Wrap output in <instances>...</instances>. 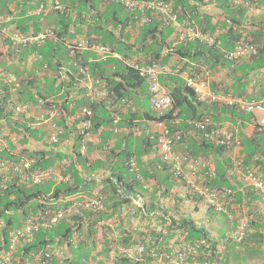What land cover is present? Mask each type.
<instances>
[{
  "label": "trees",
  "instance_id": "trees-1",
  "mask_svg": "<svg viewBox=\"0 0 264 264\" xmlns=\"http://www.w3.org/2000/svg\"><path fill=\"white\" fill-rule=\"evenodd\" d=\"M165 1H172L175 9H178L179 15L187 16L186 18L198 23L206 31H213L212 17L201 12L199 8L202 5H199V3H205V0ZM252 1L256 3L255 0ZM257 1L259 2V0ZM260 1L264 5V0ZM227 2L226 0L225 5L229 7L226 4ZM65 3L67 5L70 3L73 13L69 9L56 11V29L53 30L54 34L47 38L50 41L48 47L52 46L50 51L55 52L61 48L64 50L62 55L57 59L58 57L54 58L53 53L49 51L43 54L45 58L42 62L43 66L47 65L44 67L47 70L42 67V72H44L42 75L29 74L23 81H20L21 88L19 90L20 98L25 102H31L33 105L37 103L38 99L42 98L45 100V106L48 109H58L60 115L55 122L63 131L58 134L59 140L57 143L47 141L42 148H29L30 138L42 132V137L47 139L48 131L45 129L40 131V129L31 127L29 124L34 122L33 118H29V121L20 117L14 118L13 112L0 103V118H4L10 132L17 134L24 131V136L20 139L19 144H15L7 135L4 137L7 146L3 144L0 151V160L19 161L21 157L27 156L33 159L31 169L36 170L47 168L64 158H69L68 160L72 161L69 167L72 179L66 183L57 184L54 180H51L39 185H29L16 179L8 183L7 188H0V249L7 247L10 231L21 227L24 224L22 219L30 212L48 208H69L70 202H60L59 200L83 191V180L87 178L85 176L83 179V173L90 175L91 172L102 167L100 161H94L91 158V151H101L106 154L116 152L115 157L120 158L116 170L101 178L103 186L100 190L105 195V211L96 215L91 214L90 211L81 210L80 213H77L72 210L58 225L51 229L40 230L34 241L20 246L16 253V259L12 264H25V259L33 260L37 252L46 247L48 243L55 244L57 242L70 246V256L65 260L53 257L45 264H84L85 262H92L95 247L91 236L96 231L93 224L98 223L100 219L107 215L116 212L121 213L124 209H129L131 205L139 214L141 226L144 227L142 231L133 235L124 229L122 231L123 243H129L131 240L133 243L142 242L147 245L149 250L169 249L170 246L186 249L195 248L197 252L194 257H191V260H194L196 264H233L230 260L231 254L228 243L246 246L252 252L264 255V213L263 210H258L255 206L259 202H264V193L257 192L252 187H241L234 183L237 180L234 181L230 174L231 167H234L232 158L234 147H226L204 137L202 132L196 129L192 123L193 120L207 118L211 122V127L222 128L225 115L235 117L238 120H247V116H255L256 124L251 134L240 135L241 149L239 150V157L245 166L255 164L261 178L264 179V126L259 123L257 115L244 113L238 107L224 104V102H201L185 81L184 84L171 91L174 99L172 109L167 114L159 117L150 116L152 120L167 121L169 127L174 131L180 130L183 132V141L177 143V146L187 141L186 138L189 136L187 130H191L198 135L196 143L191 146L188 145L186 151L195 157L202 156L214 162L215 175L211 177L206 175L207 184L213 188L227 186L234 190V200L229 204L231 212L236 213L243 206L248 208V213H246L247 229L240 243L235 242L231 236L218 235L203 223L206 218L211 220L215 217L216 212L212 209H207L205 212L206 218L203 221L197 218V211L194 212L193 208L197 206L199 201L204 200V197L195 190L197 185L194 188L191 187L189 178H185L184 175L176 177L170 166L162 159L160 160L161 169L156 168L155 171L152 170L153 172H151V169L141 167L140 171L137 170L131 164L133 160L136 161L137 158L141 157V153H136L132 146L125 147L124 142H120L117 148L112 147L109 142L110 136L112 137L116 133H107L113 123L111 113L114 109L116 110V105L120 103L119 107H121L124 101L132 99L133 92L137 93L145 81L143 77L138 75L137 70L127 65L126 59L131 58L132 55L144 54L150 57V62L165 63L172 55L176 54L187 57L189 61L195 60L202 65L201 68L199 67L195 71L198 73L206 72V70L210 71L212 68H217V66L233 67L232 69L238 72L239 67L243 65L242 69L246 68L248 70L242 72L241 77H234L239 83L242 80L246 81L250 76L255 78L257 73L260 79H264L263 76L261 77L264 73V26H261L263 21L262 23L253 21L252 31L248 30L247 26L245 29L240 27L228 29L224 40L227 42V46L231 45L230 48L239 39H244L257 46V53L253 57L234 62L224 57L227 50L224 51L222 39L219 46H208L199 41H191L173 47L168 41L170 31L162 28L163 25L160 21L154 20L150 23L139 24L137 23L138 19H135L136 13H131L118 2L112 0H59L56 4L63 5ZM139 17L141 15H138ZM183 17H180V20ZM253 19H256V17ZM130 23H133L138 30V35L134 38L136 40L133 39V41H130V36L125 31L126 26ZM237 23L240 26L242 25L240 21ZM79 26H83V34L89 36L94 34V40L92 41L111 46L113 51L119 54L122 53L121 56L124 58H112L108 61L99 60L92 56V51L88 48L81 54L82 58H79V54H76L77 60L66 57L68 47L65 38L72 31L70 29L74 27L80 29ZM126 36L129 39H126ZM233 39L234 43L231 42ZM124 43L126 44L125 50H123ZM72 46H77V43L76 45L72 44ZM129 47L135 49L131 54L127 52ZM62 62L67 63L72 68L73 74L68 71L69 80L66 79V81L58 84L57 77L61 76ZM81 67L91 75L94 83L99 81L107 88L108 95L106 97L97 98L98 95L95 91L90 92L89 89L83 91L80 88L78 91H74L73 79L83 83L86 78L80 72ZM49 70L54 73L55 79L52 82L46 73ZM50 87L53 91L50 90ZM64 87L66 91L63 93ZM211 87L214 89L215 85L213 84ZM233 94L236 93L233 92ZM243 94L244 92L241 91L236 95ZM189 97L197 100L198 107L192 104ZM189 104L190 108L198 110L197 114L194 112L192 115L195 118L191 121L186 119L182 126L180 123L174 124L171 120L174 111ZM199 107L202 111L198 109ZM180 114L181 112L179 116ZM87 120L91 122L88 129L84 126V122ZM0 134H2L1 128ZM83 135L98 139L97 142L87 141L88 151L86 153L81 152ZM126 136L128 135L126 134ZM153 138L156 147H158L159 133H156ZM67 141L72 143V154H65L61 151L62 143L64 144ZM0 143H2L1 139ZM152 144L148 148L147 141H144L141 149L147 152L151 149ZM256 156H259L257 160H255ZM87 164L88 167L84 168L83 171V166ZM184 174L187 176L188 172L184 171ZM203 174H206V170L203 171ZM149 179L154 181L150 188L145 186ZM195 184H199V181ZM140 187L144 188L146 193L142 192ZM147 193H151L150 200ZM133 198L141 199L142 206L134 204ZM144 221L145 225L143 224ZM127 224L132 225L131 219H128ZM237 225V223H234L233 228L237 229L239 227ZM84 230L87 231L88 237H83ZM75 235L79 237L77 241H74ZM104 246L106 252L111 250L109 242H105ZM152 260L151 255H144L142 259L119 257L116 261L123 264H147ZM101 263L103 264V262ZM256 264H264V261Z\"/></svg>",
  "mask_w": 264,
  "mask_h": 264
},
{
  "label": "built area",
  "instance_id": "built-area-1",
  "mask_svg": "<svg viewBox=\"0 0 264 264\" xmlns=\"http://www.w3.org/2000/svg\"><path fill=\"white\" fill-rule=\"evenodd\" d=\"M120 3L125 9L131 13H136L135 19L137 23H150L154 20L161 22L163 26L173 28V35L171 36V46L180 43L199 41L208 46H219L221 39L215 32L204 30L201 25L188 18L180 20L179 14L174 7L172 1L165 0H112ZM231 5L249 7L252 2L250 0H227ZM59 8V6H57ZM138 15L141 17L138 18ZM0 14V20H1ZM54 31L40 32L38 34L25 35L20 32H14L11 36L12 40L18 44L27 45L28 43L42 42L48 36L53 35ZM75 44V43H73ZM76 45V44H75ZM77 46L83 48H90L97 52L102 59H106L112 54L111 46L94 42L91 39H83L82 43H77ZM74 47V46H73ZM257 53V46L247 42L244 39H239L235 42L232 49L225 51V58L230 61H241L250 59ZM129 63V62H128ZM144 77L150 86L151 97L150 102L152 109L159 115H164L169 111L174 104L172 95L160 86L158 77L161 73H165L168 67L165 63L152 61L148 64H134L129 63ZM46 67V66H45ZM80 72L83 73V68ZM178 72V71H177ZM180 72V71H179ZM185 74V81L187 86L194 92L197 99L204 103L224 102V104L238 107L244 113L258 114L259 123L264 126V99L250 100L244 95L224 94L220 95L211 87L209 71L198 73L192 70H182ZM14 80L13 76H10ZM9 91H0V100L5 104L4 106L13 112L15 118L23 115L26 118L33 116V108L31 102H25L19 97L20 83L13 81ZM97 98L106 97L108 91L103 88ZM42 102V101H40ZM58 109H47L39 120L34 125L36 128L40 126L48 127L49 138L52 142H58V134L62 132V128L58 126L55 120L59 117ZM196 129L202 132L204 137L214 140V142L224 145L226 147H234L232 151V158L234 160V168L237 173L244 176L252 188L264 193V179L261 178L255 164L245 166L242 159L239 157V150L241 149V138L233 134L230 130L224 127H211L209 119L195 120L192 122ZM157 127L160 129L158 139V149L161 153V159L166 162L176 176H183L189 178L191 187H196V191L201 193L204 201L209 208L216 211H226L228 206L234 200V190L231 187H210L207 184V176L215 175V164L211 160L199 156L195 157L188 151H179L176 149L177 143L182 142L184 134L180 130H173L166 124L165 120H158ZM86 128L91 126L90 120H87ZM83 134V132H82ZM87 143L84 139L81 145V152L86 153ZM259 156L255 157L257 160ZM72 161L67 158L62 159L58 164L47 168L32 170L33 159L27 156L21 157L19 161H9L6 159L0 160V188H7L8 183L18 179L29 185H39L47 181L54 180L55 183H66L71 181L72 174L69 171ZM132 167H136V161L133 160ZM206 170V174L203 171ZM188 172V175L184 174ZM190 173V176H189ZM95 176V174H93ZM199 181V184H195ZM195 184V185H194ZM60 202H70V207L63 208H48L41 209L37 212H31L26 217L24 224L16 229L10 231L9 240L6 248L0 249V264H12L16 259V253L19 247L34 241L36 234L41 229H51L62 222L70 213L71 209H75L77 213L80 210L90 211L91 214H99L105 211V195L100 191L89 193H75L65 198H61ZM133 203L142 206L141 199H133ZM126 221L131 219L132 225L126 223L125 230L136 234L143 230L141 226V219L136 209L133 207L127 208L124 213ZM122 217L119 212L107 215L93 227L96 231L91 236L92 242H95V253L92 262H85L84 264H123L116 260L119 257H127L130 259H142L144 255L150 254L153 257L151 262L147 264H196V262L189 261L187 252H174L170 250H149L147 245L142 242L129 243L122 242ZM145 225V223L143 222ZM246 223H242L239 230L234 234V238L241 242L246 232ZM87 229V228H86ZM87 231H83L85 237ZM101 235L102 239L99 237ZM80 236V234H79ZM74 241L79 237L75 235ZM109 242L111 250L105 252L104 243ZM67 244L48 243L46 247L40 249L34 256L33 260L25 259V264H45L53 257L64 260L68 257ZM128 264V263H124Z\"/></svg>",
  "mask_w": 264,
  "mask_h": 264
},
{
  "label": "crops",
  "instance_id": "crops-1",
  "mask_svg": "<svg viewBox=\"0 0 264 264\" xmlns=\"http://www.w3.org/2000/svg\"><path fill=\"white\" fill-rule=\"evenodd\" d=\"M59 0H0V13L4 16L3 20L0 22V89L7 88V77L9 74L14 75L18 78L19 81H23L29 74L37 73L39 75H42V67L44 69L46 64L43 66V62L45 54L47 51L50 53H53L54 58L58 57L59 59L60 55L63 53V49H58L55 52L50 51L51 47L49 46L50 41L47 40V38L42 42L37 43H31L29 45H13L10 40V35L14 32H19L30 35V34H36L40 32H46L47 30H55L56 29V23H57V12L56 11H64L66 9L71 10L72 6L70 3L68 5L65 3L63 5L59 4L60 8H57L58 4H56ZM254 1L251 0L252 4L250 7H238L228 4L229 7H226L225 2L226 0H205V3H199V8L201 12L206 13L208 16L212 17V26L213 31L215 32L220 39H222V46L225 50H230L232 48L231 45L227 46V42L224 40V37L227 35L228 29L240 27L241 29H245L246 26L248 27V30L252 31V27L254 22H261L263 21V24L261 26H264V5L259 0ZM178 12V9H176ZM73 13V11L71 10ZM179 14V12H178ZM179 17H183L182 15H179ZM187 16L183 17L185 19ZM256 17V19H253ZM181 19V18H180ZM182 19V20H183ZM158 21V20H157ZM242 22V25L240 26L237 22ZM254 21V22H253ZM259 27V26H258ZM78 28H72L70 29V33L68 37L65 38L66 44L68 49L66 50L67 53L65 54L66 57H70L73 60L78 59L76 54H79L82 58L81 54H83V51L87 48H83V46H72L73 43H82L83 39H91L94 40L92 34L91 36L83 34V26H79ZM162 28L168 29L170 31V36L168 38L171 39V36L173 35V28L169 26H162ZM78 29V30H77ZM126 34L130 36V38L134 39L138 35V30L136 29V26H134L133 23H130L125 28ZM248 33V32H246ZM245 33V34H246ZM136 40V39H134ZM234 43V39L231 41ZM71 44V46H70ZM36 45V46H35ZM91 50L90 48H88ZM135 50V49H134ZM92 51V56H95L96 59L99 60H110L112 58L116 59H123L124 57L121 56L118 52H113L111 55H109L105 60L101 58L97 54V52ZM74 57V58H73ZM130 61H137L141 65L148 64L151 59L150 57H147L144 54H140L139 56L132 55L131 58H128ZM127 60V59H126ZM106 61V62H107ZM62 69L60 70L61 76L57 77V83L60 84L63 81L69 80L68 76L70 71L71 74H73V71L71 70L70 66L67 63L62 62ZM76 64V63H74ZM165 64L168 67V70L165 73H161L158 77V82L160 86L168 93H171L173 89L176 87L181 86L185 83V74L181 72L182 70H193L196 71L201 68L202 65H200L195 60L189 61L187 57L179 56V55H172L168 61L165 62ZM83 68V67H81ZM80 68V70H81ZM233 67L225 68L223 66H217V68H212V70L209 71L210 75V82L211 86L214 84L215 87L213 89L220 95L224 94H233L234 93H240L241 91L244 92V96L247 97L250 100H257L260 101L264 99V79H260L258 77V73L256 77L250 76V78H247L246 81H239L235 80L234 77L242 76V72L247 71L248 69H242L243 65L239 67V71L235 72ZM86 69V68H84ZM47 70V69H44ZM87 70V69H86ZM204 70V69H203ZM178 71V72H177ZM180 71V72H179ZM46 73L49 75V78L51 79V82L54 77V73L52 70L46 71ZM83 75L86 77L85 80L82 82H78L77 80L73 79V83L75 85L74 91H78L80 88L83 89V91H86V89H89L91 91H95L96 94L101 93L103 91L104 85L101 84V82L97 81L94 83V81L91 78V75L87 73L85 70H83ZM262 77V75H261ZM76 79V78H75ZM146 82L147 86V92L146 89H144V84ZM100 83V85H99ZM238 83V85H237ZM144 84L142 88L136 93L138 94L137 101L135 99H128V101H124V104L119 107V104L116 105V110L114 109L113 113H111V116L113 118V123L107 130L108 132L116 133L110 136V145L114 148L119 147L120 142H124L123 145L126 147L130 144H132L133 150L136 153H141V157L137 158L136 160V169L141 170L143 168L145 169H151V172L155 171L156 168L161 169L160 167V160L161 155L159 153L158 147L155 145L154 135L156 133L160 132V129H158L156 120H152L150 116L152 117H158V114L151 108L150 104V90H149V82L144 81ZM235 89V90H234ZM50 90L53 91L52 87H50ZM229 90L230 92H228ZM66 91V88H63V93ZM235 95V94H234ZM192 104L196 107H198L197 100H194V98H190ZM38 103V101H37ZM33 108V116L30 118H33L35 120H39L41 116L45 113V109H43L40 105H34ZM200 111L201 108H198ZM181 112L180 116L179 113ZM198 113V110L196 108H190V104L188 106H184L182 109H177L172 114L171 120L174 124H183V122L187 119L188 121L193 120L195 117H192L193 113ZM258 116V114H255ZM21 117V116H20ZM15 118V117H14ZM24 120H28L29 118H25L22 116ZM255 116H247L246 119H236L232 116H224V128L228 130H232L234 134H236L238 137H240L241 134H247L250 135L253 131V128L255 126ZM195 121V120H193ZM168 125L169 123L166 122ZM41 127V126H40ZM0 128L2 129V134H0V139L2 143H0V151L3 147V144L6 143L4 141V137L10 133V128L6 126L4 119L0 118ZM44 128H42L40 131H43ZM189 133L188 138H186V142L180 146H176L178 150H188V145H192L196 143V140H198V135L194 133L191 130H187ZM110 134V133H109ZM107 134V135H109ZM126 134L128 136H126ZM98 141L96 137L92 138L91 136L88 138V141ZM100 140V139H99ZM185 140V139H184ZM89 141V142H90ZM144 141H147L148 148H150V144H152L151 149L147 150V152H144L141 148L142 145H144ZM47 140L42 137V132H39L36 134V136H33L29 139L28 147H36V148H42L44 145H46ZM68 142V143H67ZM66 143H62L61 145V151L65 154H72V144L71 141H67ZM134 142V143H133ZM7 146V144H5ZM92 155L91 158L94 161H100L102 164V167H99V169L93 171L90 173V175L95 174L97 178L96 181L90 177L88 173H83V194L96 191L98 189H101L103 186V183L101 182V178L110 175L116 170V167L119 165L120 158L115 157L117 154L116 152H111V154L102 153L101 151H91ZM233 154V153H232ZM69 159V158H68ZM61 161V160H60ZM60 161H58L56 164H58ZM55 164V165H56ZM54 166V165H52ZM50 167V166H49ZM88 164L83 166L84 168H87ZM153 170V171H152ZM230 174L232 175V179L237 180L234 183H237L239 186L243 187H251L250 183L246 181V179L241 175L240 173H237L234 167H231ZM90 182V183H89ZM144 182V181H143ZM86 184V186H85ZM154 184V181L152 179H149L147 183H145V186L150 188V185ZM248 201V200H247ZM256 208L258 210H263L264 213V202H259L256 205ZM180 208H182L180 206ZM193 208V207H192ZM203 202H199L195 209L193 208V211L196 212V216L203 217V213H205ZM248 213V208L243 206L242 209L238 210L236 213L230 212L229 216L234 219L233 224L237 218L236 221H239L240 219L246 218ZM24 222V218L22 219ZM125 222L127 223L126 219ZM145 223V221H144ZM122 226L123 223H122ZM87 236V234H86ZM236 252H242L244 250V247L241 245L235 246ZM70 254V248H68L67 251ZM231 260V259H230ZM256 263H262V261L253 260L251 264Z\"/></svg>",
  "mask_w": 264,
  "mask_h": 264
},
{
  "label": "clouds",
  "instance_id": "clouds-1",
  "mask_svg": "<svg viewBox=\"0 0 264 264\" xmlns=\"http://www.w3.org/2000/svg\"><path fill=\"white\" fill-rule=\"evenodd\" d=\"M251 1V0H250ZM58 6H59V4H58ZM238 7H241V6H238ZM60 8V7H59ZM1 14V13H0ZM1 20H0V22L3 20V18H4V16L1 14ZM49 30H51V29H49ZM48 31V30H47ZM46 31V32H47ZM53 31V30H52ZM13 34V33H12ZM11 34V35H12ZM36 34H38V33H36ZM10 35V40H11V43L13 44V45H16V46H18V45H23V44H18V43H16V42H14L13 40H12V36ZM49 37V36H48ZM47 37V38H48ZM170 41H171V39H170ZM34 43H37V42H34ZM29 44H31V43H28L27 45H29ZM24 46H26V45H24ZM111 49H112V47H111ZM114 51H113V49H112V53H113ZM105 60V59H104ZM134 63V64H140L139 62H137V61H135V62H133V61H130L129 59H127V65H129V63ZM150 63V62H149ZM130 67H132V68H134L133 66H131V65H129ZM135 69V68H134ZM136 70V69H135ZM82 73V72H81ZM137 73H138V71H137ZM138 75H139V73H138ZM10 76H13L14 77V80H12L11 78H10ZM140 76V75H139ZM140 77H142V76H140ZM144 78V77H143ZM145 79V78H144ZM6 81H7V88H4V89H0V91L1 90H7V91H9V89H10V87L12 86V84L14 83L13 81H18L19 83H20V81L18 80V78L17 77H15L14 75H12V74H9L8 75V77H7V79H6ZM145 81H147L146 79H145ZM148 82V81H147ZM150 85V84H149ZM21 88V87H20ZM104 88H106V87H104ZM107 89V88H106ZM149 90H150V86H149ZM171 94V93H170ZM236 95V94H235ZM19 97H20V95H19ZM150 97H151V91H150ZM173 97V96H172ZM40 101H42V102H40ZM0 103H2V105L4 106L5 104L3 103V101L2 100H0ZM40 105L43 109H45V111L48 109L47 108V106H45V100L44 99H42V98H40V99H38V103H36V104H33L32 105V103H31V105H32V108H34L35 106L34 105ZM150 104H151V102H150ZM5 107V106H4ZM45 107V108H44ZM151 108H152V106H151ZM172 109V108H171ZM170 109V110H171ZM169 110V111H170ZM169 111H167V113L169 112ZM157 113V112H156ZM166 113V114H167ZM158 114V113H157ZM165 115V114H164ZM23 116V115H22ZM159 116H162V115H159L158 114V117ZM20 117V116H19ZM18 118V117H17ZM20 118H22V117H20ZM26 118V117H25ZM2 119H4V118H2ZM158 121V120H157ZM157 121H156V123H157ZM37 122V120H35L34 119V122H31L29 125L31 126V127H34V125H32V124H35ZM167 122V121H166ZM85 123H86V121L84 122V126H86L85 125ZM34 128H36V127H34ZM42 128H44L45 130H47L48 131V135H47V141H51L50 140V138H49V129H48V127H44V126H41L40 128H36V129H42ZM87 129V128H86ZM62 131H63V129H62ZM85 131V129L83 130V132ZM24 132V131H23ZM23 132H18L17 134H12L11 132L7 135L8 137H10L11 138V140L16 144H19V141H20V139L24 136V133ZM84 137H83V141H84V139H85V141H86V143H87V150H86V152L88 151V138L89 137H87V136H85V135H83ZM52 142V141H51ZM53 143H55V142H53ZM57 143V142H56ZM71 143V142H70ZM72 144V143H71ZM180 151V150H179ZM186 151V150H185ZM159 153H160V151H159ZM160 155H161V153H160ZM90 177L92 178V179H94V180H96L97 178H94V177H96V176H93V174L92 175H90ZM244 177V176H243ZM252 187V186H251ZM96 191H100L101 193H102V191L100 190V189H98V190H96ZM94 192V191H93ZM77 193H83V191H79V192H77ZM86 193V192H85ZM91 193V192H90ZM133 199H137V198H133ZM199 202H203V204H204V209H205V212L207 211V209H212V208H209L207 205H206V203H205V201L204 200H202V201H199ZM133 206V205H132ZM134 207V206H133ZM129 208H132V207H130L129 206ZM195 209V208H194ZM73 209H71V211H72ZM126 210H127V208L126 209H124L121 213H120V216L122 217V223H123V225L124 226H122V223L120 224L121 225V227H122V229L124 230L125 229V227H126V222H125V214L123 215V212L124 213H126ZM213 211H215L216 213H218V212H221V213H223L224 215H223V218L224 219H226V220H229V219H231V221H232V226L230 227V228H228V230H227V236H231L232 238H233V240L235 241V242H237V243H240V242H238L235 238H234V234L239 230V228H240V226H241V224L242 223H246V225H247V219L246 218H243V219H240L239 221H235L234 223H237L238 225L237 226H239V227H237V229H234L233 228V226H234V224H233V220L234 219H232L230 216H229V213L231 212L230 210H229V206H228V209L226 210V211H216L215 209H212ZM39 211V210H38ZM70 211V212H71ZM74 211H75V209H74ZM34 212V211H33ZM37 212V211H36ZM80 212H81V210H80ZM31 213V212H30ZM232 213V212H231ZM205 215H206V213H204ZM204 214H202V215H204ZM29 215V214H28ZM28 215H26L25 217H24V219H26V217L28 216ZM199 218V220L200 221H203V218H204V216L203 217H198ZM222 218V219H223ZM157 224V223H156ZM23 225V224H22ZM246 229H247V227H246ZM42 230V229H41ZM214 231V230H213ZM215 232V231H214ZM10 234V233H9ZM87 237H88V233H87ZM99 237L102 239V237H101V235H99ZM92 243H94V247H95V242H92ZM70 248V247H69ZM163 250H170V251H174V252H180V251H185V252H187V254H188V256H189V261H193V260H191V257H194V255L196 254V252H197V249H195V248H191V249H186V248H184V247H179V248H175V247H173V246H170V248L169 249H161L160 251H163ZM106 252V251H105ZM95 253V252H94ZM69 254V253H68ZM148 255H150V254H148ZM70 256V254L68 255V257ZM67 257V258H68ZM65 260V259H64ZM104 261V260H103ZM103 261H101V262H103ZM90 262V261H89ZM100 262V264H102Z\"/></svg>",
  "mask_w": 264,
  "mask_h": 264
},
{
  "label": "rangeland",
  "instance_id": "rangeland-1",
  "mask_svg": "<svg viewBox=\"0 0 264 264\" xmlns=\"http://www.w3.org/2000/svg\"><path fill=\"white\" fill-rule=\"evenodd\" d=\"M126 39H129L128 36H126ZM130 41H133V38L132 39L130 38ZM125 47H126V44L124 43L123 44V50H125L124 49ZM127 52L129 54H131V52H134V48L129 47ZM262 76L264 77V73L262 74ZM146 85L147 84L145 82L144 89H146V92H147V86ZM132 96H133V99H135V101H137L138 94L133 92ZM130 143H129L128 147L132 146V144H130ZM123 175H124V173H123ZM140 188H141L142 192H145L144 188H142V187H140ZM147 197L150 200L151 199V193L150 194L147 193ZM130 207L133 208L132 205ZM123 215H124V212H123ZM223 215H224L223 213L218 212V213H216V215L213 219L207 220V218L205 217V214H204L203 220L205 218H206V220L203 223H205L211 230H214L218 235H220V236L226 235L228 228H230L232 226V221H231V219L225 220L223 218ZM6 217H7V215H6ZM235 246L236 245L228 243V248L230 249V254H231V261L233 264H251V262L253 260L264 261V255H261V253H258V252L254 253L249 248H247L246 246H243L244 250H242V252L237 253Z\"/></svg>",
  "mask_w": 264,
  "mask_h": 264
}]
</instances>
